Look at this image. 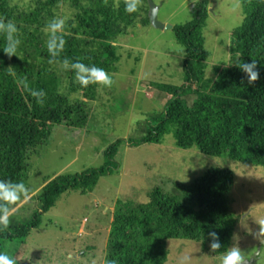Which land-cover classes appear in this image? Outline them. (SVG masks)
Listing matches in <instances>:
<instances>
[{"label":"trees","instance_id":"16d2710c","mask_svg":"<svg viewBox=\"0 0 264 264\" xmlns=\"http://www.w3.org/2000/svg\"><path fill=\"white\" fill-rule=\"evenodd\" d=\"M147 1L129 14L125 0H0V21L15 23L21 40L18 56L8 58L0 49V180L25 185L28 156L47 141L52 126L80 128L94 119L90 105L102 84L82 87L72 66L82 63L113 75L121 59L120 37L137 25L150 24ZM241 2L243 20L232 32L237 44L230 49L238 53L233 64L256 60L260 79L250 86L238 67L221 63L206 77L203 29L209 1H195L190 18L172 27L184 48V79L178 84H148L147 95L160 103V110L153 111L130 144L161 143L171 135L178 148L195 146L207 155L225 154L234 161L264 166V0ZM54 19L66 21L65 44L57 57L47 47L48 25ZM5 46L0 34V48ZM133 58L138 62L137 56ZM29 88L45 93L43 103ZM121 144V139L109 144L97 168L49 179L34 196L36 210L30 218L13 219L22 198L11 205L9 228L0 233V254L5 255L6 243L25 239L63 192L89 190L101 175L115 170ZM165 183L168 188L153 187L146 202L118 199L103 264H165L168 239L201 241L204 252L212 256L229 249L236 226L228 195L232 171L210 167L188 184L170 179ZM210 232L222 244L216 252L210 249ZM10 258L20 264L18 257Z\"/></svg>","mask_w":264,"mask_h":264},{"label":"rangeland","instance_id":"374dc122","mask_svg":"<svg viewBox=\"0 0 264 264\" xmlns=\"http://www.w3.org/2000/svg\"><path fill=\"white\" fill-rule=\"evenodd\" d=\"M151 1L158 7L156 19L164 28L137 25L120 37L121 59L110 76L113 83L99 86L97 99L91 101L94 119L80 128L51 127L47 141L28 156L27 192L14 209L13 219L23 221L32 216L34 196L49 179L99 167L104 149L121 139L118 166L101 175L89 190L63 192L25 239L6 243L4 254L18 257L20 264H103L118 199L146 202L153 187L168 188L165 180L188 184L210 167H226L233 173L228 195L236 226L229 249L239 247L245 261L264 264V166L234 161L225 154L207 155L195 146L178 148L171 135L161 143L128 142L138 138L142 124L153 111L160 110V103L147 95L148 84H178L184 79V55L181 58L176 52L184 48L177 43L172 27L190 18L191 5L198 0ZM208 1L209 15L203 29L206 77L212 75L216 64L237 59L238 53L234 55L230 49L237 44L232 32L244 16L241 0ZM129 53L137 56L138 62L128 57ZM166 248L165 264H181L183 257H188L186 264H222L229 250L211 256L204 252L201 241L189 239H168Z\"/></svg>","mask_w":264,"mask_h":264},{"label":"clouds","instance_id":"9594fccd","mask_svg":"<svg viewBox=\"0 0 264 264\" xmlns=\"http://www.w3.org/2000/svg\"><path fill=\"white\" fill-rule=\"evenodd\" d=\"M142 0H125V12L131 14L138 11V8ZM66 21L64 19H54L48 25L49 27V40L47 47L52 57H57L63 51L65 40L63 38V30ZM0 34L4 35L6 40V46L2 49L3 53L11 58L13 55H17L18 47L21 44L19 39V30L15 23L0 21ZM177 54L182 58L184 50L182 48L176 49ZM257 61L251 60V62L243 63H231L229 62L225 66L235 65L241 72L246 74V80L248 85L260 79L259 71L257 70ZM67 64V61H65ZM77 70V80L82 87H87L89 84H102L105 86H111L113 81L111 77L101 68L95 66L88 67L82 63H77L72 66ZM26 88L29 86L25 83ZM31 95L37 98L38 102L43 103V97L45 93L43 91L32 90L29 88ZM27 192V188L23 183H13L11 181L0 180V233L9 228L10 216L12 215L10 206L14 205L22 195ZM212 242L210 249L213 252L218 251L222 244L219 237L215 232L208 234ZM212 256V255H211ZM188 257L181 259V264H186ZM0 264H15L13 258L7 255L0 254ZM107 264H115V261H108ZM222 264H246L245 258L241 255L239 247L230 248L222 258Z\"/></svg>","mask_w":264,"mask_h":264},{"label":"water","instance_id":"95a60500","mask_svg":"<svg viewBox=\"0 0 264 264\" xmlns=\"http://www.w3.org/2000/svg\"><path fill=\"white\" fill-rule=\"evenodd\" d=\"M148 3H149L148 18L150 24L155 27L164 28V25L156 19V11L158 7L154 5V3L151 0H148ZM246 264H250V261H246Z\"/></svg>","mask_w":264,"mask_h":264}]
</instances>
